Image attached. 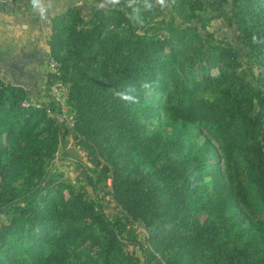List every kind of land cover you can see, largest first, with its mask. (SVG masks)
<instances>
[{
  "label": "trees",
  "instance_id": "trees-1",
  "mask_svg": "<svg viewBox=\"0 0 264 264\" xmlns=\"http://www.w3.org/2000/svg\"><path fill=\"white\" fill-rule=\"evenodd\" d=\"M95 1L89 18L77 4L50 18L47 81L66 85L71 125L49 115L53 99L32 101L0 77V264H78L82 254L91 264H264V0H168L169 18L156 6L141 20L123 2ZM219 17L235 24L246 65L207 29ZM128 85L137 103L113 95ZM161 111L165 138L151 128ZM193 126L213 132L221 154L183 152ZM66 135L86 153L93 188L110 186L114 214L52 170ZM250 185L260 220L243 226Z\"/></svg>",
  "mask_w": 264,
  "mask_h": 264
},
{
  "label": "rangeland",
  "instance_id": "rangeland-1",
  "mask_svg": "<svg viewBox=\"0 0 264 264\" xmlns=\"http://www.w3.org/2000/svg\"><path fill=\"white\" fill-rule=\"evenodd\" d=\"M88 5L91 6L90 4ZM170 14L171 8L168 4V6L163 9L160 17L167 19L170 17ZM181 19L182 18L180 16H176L177 21H180ZM198 26L200 27L199 23ZM207 29L212 31L216 38L231 42L232 45L240 52L241 60L243 64L246 65L247 49L237 40V28L233 22L224 17L214 18L207 24ZM25 59L26 58L22 56L20 57L21 62H23ZM20 60L12 61L13 63L10 64L9 61L0 59V76H3L4 78H2L6 81L23 83L25 86L26 83H29L30 89H32H29L32 101L41 102L52 100L53 95L50 93L49 83L47 81V72L51 69L52 61H50V59H45V61L38 64V66L34 67V69H31V71H26L21 66H19L18 62H20ZM254 71L257 72L258 69L254 67ZM61 108L62 110H59L61 112V118L58 120L62 124H69V107H67L65 104ZM171 127L172 124L165 117L164 111H161L160 119H154L151 123V128L154 130H159L163 138L167 136L168 132L171 130ZM192 131L196 135L194 137V144L192 147L184 149L183 152L189 154H201L203 151H207L211 155L213 150H216L221 154L220 140L213 132L198 126H193ZM81 162L90 164L87 161L86 153L74 144L70 135L62 137L59 148L56 152V156L51 161L52 170H54L56 173H60L65 180L86 188L91 196L94 198L98 197L100 199L102 207L108 215L114 214L117 211V208L114 206V202L109 193L110 186L104 185L103 183H98L96 188H93L88 173ZM220 165L221 168L224 167V161L222 157L220 158ZM249 189L253 198V206L249 209L244 208L248 214V217L241 221L243 226H247L250 220H260L258 219L260 215L255 208V202L257 201L255 191L251 185L249 186ZM133 225L136 230L137 237L144 241L146 234V227L144 224L141 221H135ZM134 250H136V252L142 258L141 251L137 247H134ZM81 258L83 260L79 261L78 264H91L90 255L82 254ZM69 262H75V260H69Z\"/></svg>",
  "mask_w": 264,
  "mask_h": 264
},
{
  "label": "crops",
  "instance_id": "crops-1",
  "mask_svg": "<svg viewBox=\"0 0 264 264\" xmlns=\"http://www.w3.org/2000/svg\"><path fill=\"white\" fill-rule=\"evenodd\" d=\"M50 2L52 6L48 9L46 18H42L39 12L32 8L31 0H0V59L12 64V61H19L22 56L26 59L23 62L20 60L19 66L31 71L45 59H49L46 39L51 29V16L71 4H77L84 17L89 18L95 0ZM25 87L30 89L29 83H26Z\"/></svg>",
  "mask_w": 264,
  "mask_h": 264
},
{
  "label": "clouds",
  "instance_id": "clouds-1",
  "mask_svg": "<svg viewBox=\"0 0 264 264\" xmlns=\"http://www.w3.org/2000/svg\"><path fill=\"white\" fill-rule=\"evenodd\" d=\"M122 2L128 9H131L130 19L133 20H141L142 12L151 11L156 6L161 10L168 6V0H103L98 7L101 9L105 7L116 8ZM31 5L42 18H46L48 9L52 6L50 0H47V2L46 0H31ZM141 88L144 90L146 97H150L155 91L153 82H144ZM112 92L114 96L124 102H138L137 88L134 85H128L122 89H113Z\"/></svg>",
  "mask_w": 264,
  "mask_h": 264
},
{
  "label": "built area",
  "instance_id": "built-area-1",
  "mask_svg": "<svg viewBox=\"0 0 264 264\" xmlns=\"http://www.w3.org/2000/svg\"><path fill=\"white\" fill-rule=\"evenodd\" d=\"M50 70H55L54 62H51ZM49 89H50V93L53 95L52 99L58 104L59 109L54 111H52L51 109H47V111L49 115L54 116L58 120L59 118H61V112L59 110L60 109L62 110L61 107L66 104L67 88L66 85L60 79H56L49 84ZM69 118H70L69 125H71L74 120V114L71 111L69 112Z\"/></svg>",
  "mask_w": 264,
  "mask_h": 264
}]
</instances>
